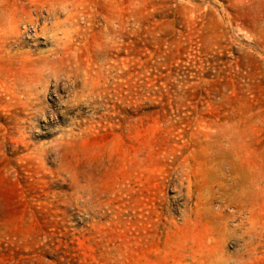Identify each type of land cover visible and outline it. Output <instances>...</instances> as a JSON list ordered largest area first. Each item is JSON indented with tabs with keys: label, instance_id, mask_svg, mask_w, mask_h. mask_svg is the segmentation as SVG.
Listing matches in <instances>:
<instances>
[{
	"label": "rangeland",
	"instance_id": "374dc122",
	"mask_svg": "<svg viewBox=\"0 0 264 264\" xmlns=\"http://www.w3.org/2000/svg\"><path fill=\"white\" fill-rule=\"evenodd\" d=\"M0 264H264V0H0Z\"/></svg>",
	"mask_w": 264,
	"mask_h": 264
}]
</instances>
